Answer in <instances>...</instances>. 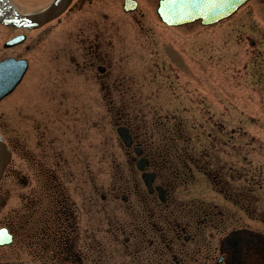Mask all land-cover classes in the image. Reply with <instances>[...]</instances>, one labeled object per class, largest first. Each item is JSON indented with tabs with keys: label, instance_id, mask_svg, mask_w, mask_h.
<instances>
[{
	"label": "flooded vegetation",
	"instance_id": "af4514ba",
	"mask_svg": "<svg viewBox=\"0 0 264 264\" xmlns=\"http://www.w3.org/2000/svg\"><path fill=\"white\" fill-rule=\"evenodd\" d=\"M94 1L71 0L44 26L67 24L71 37L62 35L66 45L49 52L55 64L50 86L64 105L60 87L68 83L65 59H71L82 85L102 86L115 123L130 130L131 145L112 147L103 166L86 165L45 130V145L30 158L27 210L0 216L3 241L12 238L0 245V264H264V162H253L245 146L227 151L231 140L218 137L224 129L203 130L207 145L199 151L195 119L188 130L177 115H117L118 106L135 100L122 97L131 85L117 74L116 21L100 10L86 13ZM147 1L158 7L161 0ZM131 2L136 10L128 13L140 15L134 22L142 34L146 13L139 10L146 0ZM191 25L202 20L185 26ZM196 173L213 193L189 188Z\"/></svg>",
	"mask_w": 264,
	"mask_h": 264
},
{
	"label": "rangeland",
	"instance_id": "374dc122",
	"mask_svg": "<svg viewBox=\"0 0 264 264\" xmlns=\"http://www.w3.org/2000/svg\"><path fill=\"white\" fill-rule=\"evenodd\" d=\"M13 1L22 13L34 15L52 0ZM122 3L95 0L85 8L86 13H107L119 30L114 39L117 74L124 78V85H131L123 88L127 95L122 97L133 98L135 105L118 106L117 114L119 108L124 114L140 112L160 119L165 114L178 115L188 130L195 119L201 139L199 151L207 145L203 130L224 129V135L218 137L231 139L227 151L245 146L253 162H264V2L252 0L230 18L211 26L173 28L159 21L156 4L149 5L146 0L139 10L146 13L142 34L134 22L140 15L125 13ZM48 28L28 31L0 23V59L14 55L29 60L21 83L0 101V135L12 150L0 185V216L3 211L27 210L30 158L34 149L45 145V130L53 142L57 140L59 149L63 145L71 156L80 153L86 165L99 161L103 166L114 146L122 151L102 86L82 85L69 58L65 61L72 72L65 80L68 83L61 84L66 101L60 106L62 95L50 86L55 82L50 75L55 64L49 52L66 45L62 35L71 37L67 24ZM19 33H26V41L16 48H5L4 43ZM73 40L69 46L75 49ZM196 175L189 188L198 189L200 195L213 193L209 181Z\"/></svg>",
	"mask_w": 264,
	"mask_h": 264
},
{
	"label": "water",
	"instance_id": "95a60500",
	"mask_svg": "<svg viewBox=\"0 0 264 264\" xmlns=\"http://www.w3.org/2000/svg\"><path fill=\"white\" fill-rule=\"evenodd\" d=\"M248 0H183L181 3H175L170 7H167V12H169V16L166 17L163 15L162 9L160 12L161 17L169 24H181L182 21L178 20L177 12L179 10L191 9L192 13L200 11L201 9H206L207 7H216V12L213 16H207V20L204 21L205 24L214 23L222 18L230 16L234 12H236L242 5H244ZM68 1L66 0H58L53 6H51L46 11L41 14L30 16V15H22L20 14L10 0H0V22L6 25L27 28V29H36L44 24H46L49 20L56 17L60 14ZM221 5H224L221 6ZM196 17V15L194 16ZM193 15L188 14V19L193 20ZM213 17V18H212ZM25 39L24 35H20L8 43L6 46H13L18 43H21ZM28 67V62L25 59H15L8 58L4 61L0 62V100L10 94L16 86L21 81L23 75L25 74ZM120 136L124 139V141L129 144V135L127 133V129L124 127H120L118 129ZM8 158L7 151L0 140V172L6 164Z\"/></svg>",
	"mask_w": 264,
	"mask_h": 264
},
{
	"label": "bare ground",
	"instance_id": "6f19581e",
	"mask_svg": "<svg viewBox=\"0 0 264 264\" xmlns=\"http://www.w3.org/2000/svg\"><path fill=\"white\" fill-rule=\"evenodd\" d=\"M47 9H48V8H47ZM47 9H44L42 12L46 11ZM42 12H41V13H42ZM41 13H39V14H41ZM37 15H38V14H37ZM30 16H35V15H32V14H31Z\"/></svg>",
	"mask_w": 264,
	"mask_h": 264
}]
</instances>
